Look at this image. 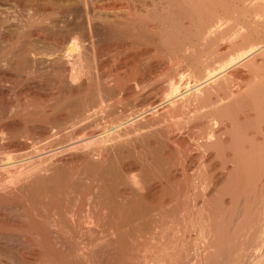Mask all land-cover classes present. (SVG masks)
<instances>
[{"label":"bare ground","instance_id":"obj_1","mask_svg":"<svg viewBox=\"0 0 264 264\" xmlns=\"http://www.w3.org/2000/svg\"><path fill=\"white\" fill-rule=\"evenodd\" d=\"M50 1L52 2L53 0ZM119 1V4H115V2H111V4L108 3V6L114 7L115 5H119L122 8L125 7L130 10L149 6L153 10L161 8L163 11L173 9L184 11V13H186L185 16L187 15L186 18H188L189 20V25L192 28H189V32L190 30H192L190 33H192L191 35H193L192 37H194V40L190 41V45L187 47V50L189 49L196 53L199 60V67L195 68L192 74L189 73L191 77L189 75L188 77L190 78H178L177 75H171V77H169V79L165 81V84H159L149 89L141 88L140 91L137 90V94H139L141 97L148 98V96L152 95L156 99L154 100V102L147 103V106H149L148 110L152 113H149V119H145L143 123L138 122V120L137 122L133 121L128 124V116L130 117V115H134L135 113L141 111V107L143 105L140 108H137L136 106H133L134 108L130 110L128 108V112H125L124 110L126 109H124V112L120 111L121 113H118L117 116H114L109 121H106L101 128L99 127L102 132L104 130L107 131L105 134L106 137L104 136L106 138L104 139V142L102 140L100 141L101 144H94V146H90V144L88 143L89 141L86 138H88L89 135L91 136V134L89 133H91L93 128H96L98 125L94 122L95 118H93L96 114H98L96 110L104 113L103 110H109V108L111 107V102L109 106L105 105L106 101L103 103V105L102 101L104 99L102 100L99 97L100 103L95 110L96 113L94 115V113H91L93 111L88 108L87 102L79 101V57L81 56V39L80 31L78 28L79 26L77 27V24L78 21H80V24H83V22L86 20L85 18H87L85 22L90 21L88 15H91L89 13L94 9L93 7H96L94 1L76 0L77 3L73 1L75 3L74 8H71L69 10L73 9L74 11H71L70 14L67 8H63L67 10L66 13H64L65 11H63L62 7L58 5L59 3L56 4V1V3H49L48 0H0V264L83 263L82 259L84 257L80 252L79 238L83 228L85 227L84 225H87L84 224L86 218L82 219L80 208L78 206L79 197H77V193H73V190L71 191V194L74 195H71L70 198H72V196H76L77 198L73 197L74 199H72V202L73 200L74 202L71 203L69 207L66 206L65 200L67 189L63 177V171H65L66 169L70 172L69 175L72 176L71 178L79 174V170L77 169L78 165H75L78 160L82 159V161L84 160L83 162L86 161L91 166H96V164L100 163V161L103 159V152H108V150L110 151L113 148L114 144L116 147H118L119 145L121 146L123 144H120L121 141L126 138H129L128 140L126 139L127 141H132V137H128L130 134L134 135L133 138L139 137L140 139H148L152 134L150 132L153 131L157 134L158 130L161 129H163L166 134V136H164L166 137L164 141L162 140L163 136L161 135L162 142H160L164 143L163 145L161 144L163 147L159 142H157L159 144H157L158 147L161 146V150L159 148V150L156 151L155 147L157 148V145L153 146V150L155 149L156 152L160 153L161 155L163 154V157L165 158H170V144L172 145L178 140V135L173 134L172 131L175 130L173 128H175V126L177 125V118L180 115H183L186 118H190L191 120H193L192 118L194 117L195 119L196 117L198 118V116L200 117V115L204 117L202 118L205 120L203 122L204 124L202 123L203 127H201L200 125L202 129L200 131L202 132L198 130L201 135H196V142L205 149H207L206 147H208V149L210 147H217V149L220 148L218 149L220 151L217 152L221 154L222 158V139L220 138L219 134L217 135L215 132V127L218 126L216 122L222 124L225 120L227 122L235 121V112H233L232 110L226 112L225 109H233L234 104H238L236 103L238 102L237 98H240V95L245 94L247 96L246 102H244L245 109H247L246 107L250 108L255 104H259L257 112H261L262 114L264 110V91H262L264 88V0ZM80 6L83 7L85 11L89 6L93 8L92 10L88 9L89 13L85 12L84 14L83 12V15L85 17L83 18L84 21L82 23L81 20H78L80 19V14L81 16H83L82 13L80 12L78 16L76 12L78 11L77 7ZM231 7L233 8V10L234 8H236V11H238L239 9L242 10L241 12L245 11L246 14L250 11L253 13V15L250 13L253 18H249L250 14H248V18H246V14L244 15V13L242 15L243 17L241 18L236 15L238 13H236L234 16L231 14L223 15L222 11H226V9H230ZM68 13L69 15H72V17H70V20L72 19L71 23L66 22L69 19L65 14ZM65 17L67 18L66 20ZM68 24L69 28H67V31H65L67 32V34L68 30L70 31V37L69 35L67 36V40L69 38L70 40L67 41V34L66 32L62 33V30H64L68 26ZM252 25H256L258 27L253 28L251 27ZM4 26L11 27V30H14L13 33L11 30H9L11 32L6 31L7 28L4 29ZM87 28L86 29L89 30L88 32H90V25H88ZM150 29L156 30L157 25L155 26L153 24L152 26H150ZM62 34L66 35L63 36ZM83 34L84 36H86L85 32ZM84 36L83 38H86ZM187 39L189 40V38ZM222 39H226L228 41L227 43H229V48L227 49V57H230L231 61L238 59V62L236 61L238 66L234 65L237 67H233V69L245 68L250 72V77H248V79L244 83L232 80V75H229V73H225L224 76H222V73L223 71L225 72L226 67L224 63V60H226V57L224 56L226 55L223 56V59L221 52H218L217 48H211V46L209 45L212 44L213 46L214 44L216 47V45H218L217 43H219V41H221ZM92 40L90 41L92 53H90L93 55L90 56H92L93 58L96 53H94L95 43L93 42L94 40ZM207 45H209L210 47L207 48ZM92 61L94 62L95 58H93ZM163 62L165 61H162V63ZM92 63L91 66L95 62L93 64ZM94 67H96V65ZM68 71V74H70V78H68L70 79V85L68 87L70 88L66 92V95H64L65 93H63L62 84L66 79L64 77V74L66 75V72ZM13 74H16L17 78L21 81L25 83L27 82L30 86L34 87L32 90V94H28L30 95L29 97L27 96V94H25L27 97L25 95V97L20 96L21 94L19 95L14 91V93H17L18 96L16 97V95L14 94V97H16V99L13 100L14 102L10 101V96H8L10 95L9 89L7 85L5 86L3 83H12L14 81ZM97 75L98 77H95L99 80L100 74L98 73ZM46 77L49 79V81L52 80L49 85H53L50 95H46L50 97L47 98L49 102L41 98L39 94L41 83L44 79H46ZM17 78L15 79L17 80ZM191 78L192 80L194 78V85H192L193 87L191 86ZM101 79L102 82L103 80L105 82L103 76ZM148 79L149 78L147 76L143 75L141 77V82L146 83ZM223 80L225 83L223 82ZM100 81H96V89L100 90L99 92L104 90L101 89V87L104 88L105 86ZM46 82L48 81L46 80ZM222 82L225 84L223 93ZM243 84L245 86L244 89ZM182 87L184 90H188V93L186 92L187 95H184V93H180V89ZM183 89L181 92H183ZM64 90H67V88H65ZM102 94L104 95L103 92L99 93V96ZM64 97H68L70 99V102L67 105L63 103V100L65 99ZM154 98H152V100ZM232 103L234 104L231 107L229 104ZM223 104H226L230 107H225V105ZM158 106H162L161 111H158L159 108H156ZM223 106V110H225L224 112L226 113H224L222 110ZM234 108H236V106ZM240 108H243V104ZM157 127L159 128L155 131V128ZM171 128L173 130H171ZM150 129L151 131H149ZM87 130H90L88 133L89 135L88 137H85L84 133H86ZM141 130L145 131L137 133ZM254 144L256 143H253V145ZM253 145L249 142L248 146ZM141 148H143V146ZM163 148H165L164 151ZM234 154L236 153L234 152ZM243 154L242 157H235L237 159V162L235 160V167H233L227 173L224 179L225 185L223 186H226V188L222 191V187L220 188L221 185L218 187L221 195L222 193L226 194V192L229 194L230 199H233L235 204L232 203L233 201L231 203L234 205V207L236 206L237 209L235 212V217L234 214H232L231 209H229V212L231 211L233 217H230L231 214L230 216L228 214V217H225L227 219L225 220L226 224H229L230 220L228 219H231L230 222L235 223L229 224L234 225L232 230L233 232L229 233L233 234V238L230 236L231 241L229 240L230 237H228V240L230 241L229 246H231H227L228 243H226L227 239L225 235L224 240H222L223 236L221 237L222 242H220V237H218V235L217 237L211 236V233L214 232V227L211 224L212 220H209V218L204 215V217H201L202 213H205L204 209L199 208L201 209V211H199V215L197 216L200 217H198L200 220L198 218L197 219L201 222L202 235L200 234V241L198 242V240L196 239L197 242L192 245V247H194L195 249H191L192 254L189 256L190 258L187 259V262L189 260V264H202V260L204 259L208 260L206 262L203 261V264H208V261L211 260L210 257H212V255L210 254L214 252L212 251V249H214L215 252L213 254L214 259L212 258L214 263L211 262V264H264V208H262V205L264 203V166H262L264 165V159L262 160L261 158L262 164L259 167L257 166L246 168L247 166L245 167L244 165L243 168H239L238 163L240 162L246 161L248 163H251L254 161L252 160V155L254 154L253 151H246ZM232 160H234V158ZM86 162L85 164H87ZM102 162L103 161H101V163ZM94 175L97 174H93L92 172L85 177L87 184L86 186H88L91 190L94 187L96 188L95 184L98 179V177L96 178V176ZM201 177H203V175ZM153 178L154 182L159 181L157 180V178ZM209 178L208 181L206 180V178V181L203 182V184L206 182L209 184L215 182L213 180L214 178ZM204 179L196 177V188L195 191H193L194 195L191 194L192 197L197 198L199 195H202L201 187L199 185H201ZM154 182L152 184H154ZM198 187H200V189ZM67 192H70V190ZM88 192L90 193L89 190ZM94 192L95 191H93V193ZM120 194L122 197H126L125 190H123ZM204 194L203 201L205 202L206 194ZM191 195L189 194V196ZM209 200L211 201V199ZM68 201L71 202L70 199ZM231 208H233V206H231ZM234 210L235 209L233 208V212ZM92 211H88V213ZM157 215H159V211L153 214V216L155 217ZM87 218L89 219L88 222L92 224L99 223L98 219H100L97 217V215H95V211L89 213V215H87ZM201 218H203L202 221ZM223 218L224 217L222 216V219ZM225 221L222 222V224L225 223ZM154 223L156 224V222ZM162 223L160 222L156 224L154 228H151L154 230L155 236H157V234L158 236L161 234L162 231H160V229L164 227H161ZM197 224H199V222ZM229 225H227L226 227H228ZM219 227V231L222 230L223 226L218 225V228ZM66 230L69 232L67 233V237L65 234ZM155 238L157 239V237ZM112 240L113 238H110L108 240L106 239L107 243L105 241L104 242L110 245L113 243ZM223 243H225L228 247L227 248L224 245V247L227 248V253L228 251L230 252L228 255H226L227 253L222 247ZM170 244L171 243H169V246ZM218 244L219 247H212ZM67 246V249L69 250H67L68 252L66 251L65 253L64 247ZM174 250L175 249H173V251ZM224 252L226 253L225 255L223 254ZM85 253L86 252H84V254ZM166 253L163 255L164 259L169 258V256L171 255ZM216 255L217 257H215ZM223 255L226 257H224ZM173 256L174 255L171 256V259Z\"/></svg>","mask_w":264,"mask_h":264},{"label":"rangeland","instance_id":"obj_2","mask_svg":"<svg viewBox=\"0 0 264 264\" xmlns=\"http://www.w3.org/2000/svg\"><path fill=\"white\" fill-rule=\"evenodd\" d=\"M73 1L76 2V0H53L52 2L48 0L49 3H53V2H55L56 4L59 3L58 5H60L62 9L67 8V10L74 8L75 3ZM92 1H94V4L96 7H93L94 8L93 9L91 6H89L88 9H91V10L93 9L90 13L88 12V9L85 11V9L81 6L77 7L78 11H76L78 16L80 12L82 13V15H83V12L84 14L85 12H88L89 14H91V15H88L90 21H87V22H85L87 18H85L86 20L84 21L83 18L85 16L84 15L81 16L80 14V19L78 20H81V23L84 21L86 25L84 22L83 24H80V21H78V24H77V27L79 26L78 28L80 31V39H81L80 41L81 42L80 43L81 44V47H80L81 56L79 57V70H80L79 81L81 82V83L79 82L80 84L79 91L81 93L79 92V95H80L79 101L87 102L88 108L93 111V112L91 111L90 112L94 113V115L96 112H98V114H96L93 117L95 118L94 122L98 124L97 127L93 128L91 133H89L90 130L89 131L87 130V132L84 133L85 137H88V135L91 134V136L89 135L90 140H89V137L86 138L89 141V142L88 141L86 142H88L90 146H94V144L95 145L101 144L100 141L102 140L104 142V139H106L105 134L107 131L104 130L102 132L100 128L102 127L103 124H105L106 121H109L114 116H117L118 113H121L124 111L128 112L130 109L134 108L133 106L140 108L143 105L141 107L142 110L139 111L140 113L138 112V113H135L134 115H130V117L128 116L129 120L127 123L130 124L131 122L133 121L137 122L138 120H139L138 122L143 123V121L148 118L149 113L151 112L148 110L149 106H147L148 105L147 103L154 102V100L156 99L152 95L148 96V98L141 97L139 94H137L136 92L137 90L140 91L141 88L149 89L159 84H165V81L168 80L169 77H171V75H175V76L177 75L178 78L179 77L180 78L181 77L190 78L191 75L189 73L192 74L194 69L199 67L198 65L199 60H198L196 53H194V51L192 50H189V49L187 50V47L190 45V41L194 40V37H192L193 35H191L192 33H190L192 30H190L189 32V28L191 27L189 25L188 18H186L187 15L185 16L186 13H184V11L179 10V9L163 11L161 8L153 10L149 6L140 7L135 10H130L125 7L122 8L119 5H115L114 7L108 6L109 5L108 3L111 4V2L112 3L115 2V4H119L120 3L119 0H115V1L114 0H110V1L109 0H92ZM130 1H133V0H130ZM134 1H137V0H134ZM230 9H226V11L223 10L222 11L223 15L231 14L234 16L236 13H238L236 15L241 18L243 17L242 16L243 13L244 15L246 14L245 11L241 12L242 10L240 9L239 10L237 9L238 11H236V8H234L235 12L233 8L231 9V11ZM67 10L63 9V11H65L64 13H66ZM71 11H74V10L72 9V10H69L68 12L71 14ZM69 13L65 14L67 15V18L69 19L68 21H66L67 23L72 22V19L70 20V17H72V15H69ZM250 13L253 15V13L249 11L245 15V17L248 18L247 16ZM159 15L162 17H160ZM250 15H249V18L250 17L253 18L252 15L251 16ZM67 18L65 17V20ZM153 24L155 26L157 25L156 30L150 29V26H152ZM88 25H90V32H88L89 30H87ZM251 27L257 28L258 26L252 25ZM67 28H69V24L64 30H62V33H65L67 31ZM4 29H6V31H9L11 30V27H5ZM11 31L13 33L14 30L12 29ZM84 32L86 36H84L83 34ZM66 34H62V35L65 36ZM68 35L70 37L69 30H68V34L66 35V40L68 38L67 37ZM83 36L86 38H83ZM187 38H189V40ZM90 39L91 40L93 39L94 41L93 40L92 41L95 43L94 53L96 54L93 58H95L94 62L96 64L92 61L93 59L92 56H90V55H93L91 54L92 52H91V47H90V41H91ZM68 40H70V38ZM227 42L228 41L226 39H222L221 41H219V43H217L218 45H216V47L214 44L213 46L212 44H209V45L211 46V48L213 47L214 49L217 48L218 52H221L222 57L226 55L224 56L226 57L225 58L226 60H224V63L227 68L225 67V72L223 71L222 76H224L225 73L226 74L229 73V75H232L231 76L232 80L240 81L244 83L248 79V77H250V72L247 71L245 68H241V69L234 68L233 69V67L238 66V64L236 63L238 59L231 61L230 60L231 58L227 57L228 56L227 49L229 48L228 47L229 43ZM209 45H207L206 47L207 48L210 47ZM162 61H165V62L162 63ZM91 63L94 66L96 65V67H94L93 65L92 67ZM234 65H237V66H234ZM68 73L69 71L66 72V75L64 74V77L67 80L65 79L66 82L64 81V83L62 84L63 93H65L64 95H66V92L70 88L68 87L70 85L69 84L70 79H68L70 78V74ZM98 73L100 74L99 80L96 78L98 77L97 75ZM143 75L149 78L146 81V83L141 82L142 81L141 77ZM188 75L190 77H188ZM102 76H103V79H105V82L104 80L102 82V79H101ZM15 78H17V76L16 74H13L14 81L12 83L11 82L3 83L5 86L7 85L9 89L10 95L8 96H10L9 98H10V101L12 102H14L13 100L16 99L18 94L19 95L21 94L20 96H23V97H25L26 96L25 94H27V96L29 97L30 95L28 94L29 93L32 94L33 92L32 90L34 88L30 86L27 82L25 83L21 81L20 79L17 78L16 80ZM46 80L48 82H46ZM51 81L52 80L49 81V79L46 77V79L43 80L40 86L41 88L39 90L40 91L39 94L41 98L45 100H47V98H50L49 96H46V95H50V93L52 92L53 85L51 86L49 85ZM96 81H100L105 85L104 88L101 87V89H104L101 92H99L100 90L96 89ZM191 81H192V84H191L192 86L194 85L193 83L194 78L193 80L191 78ZM223 82H222L223 84L222 93L224 91L223 88L225 89L224 87L225 82L224 83ZM117 84L119 87L117 86ZM64 85H66L67 87ZM244 87L245 86L243 84V89ZM65 88H67V90H64ZM182 89L183 87L180 90L182 91ZM185 90L183 89V92L180 91V93L181 94L184 93V95H187L188 90L186 91ZM14 91L17 92L18 94L14 93ZM262 91H264V88ZM102 92L104 93V95L102 94L99 96V93H102ZM14 94L16 95V97H14L15 96ZM242 95H240L241 96L240 98H237L238 99V102H236L238 103L237 105L234 103L229 104L231 107L234 104L233 109L232 108L225 109L226 112L229 110L230 111L232 110L233 112H235L234 113L235 121L227 122L225 120L223 121L222 124L216 122L218 126L215 127V132L217 135L219 134L220 138L222 139V148H221L222 158H221V154L217 152V151H220L218 150L220 148L217 149V147L216 148L210 147L208 149V147H206L207 149H205L204 147H201L196 142V138H197L196 135L198 136L200 132H202L200 130H202L201 127H203V124H204L203 122L205 121L204 119H202L204 117H202L201 115L200 117L198 116L199 119L201 118L199 120L197 117L195 119V117L193 116L194 118H192L193 120H191L190 118H186L185 116L180 115L177 118V122H178L177 125L175 126V128H173L175 130L171 128V130L174 131V132L172 131V133L178 135V140L172 145L170 144L171 146L170 158H165L163 157V154L161 155L160 153L156 152L157 150H159V148L161 150V146L164 144V143H161L162 142L161 139L163 138L162 139L163 141L164 139H166V137H164L166 136L165 131L163 129L158 130L159 127H157L155 128V131L158 130L159 133L157 132L156 134L153 131L150 132L152 134L149 138L147 137L148 139L146 138L140 139L139 137L133 138L134 135L130 134L128 137H132L131 138L132 141L131 140L127 141L129 138L128 139L126 138L127 140L124 139L126 142L124 140L121 141L120 144L123 143L121 146L119 145L118 147H116L114 144L112 148L114 151L111 149L110 151L108 150V152L107 151L103 152L104 157L101 160L103 162L101 163L100 161V163H97L96 164L97 167L91 166L86 161L85 162L87 164H85V162H83L84 160L82 161V159H80L78 160L77 163H75L76 166L78 165L77 169L79 170L78 171L79 174H77L75 177L71 178L72 176L69 175L70 172L67 169H66L67 171L66 170L63 171L64 172L63 174L64 182H65L66 189H67L66 190V200H65L66 206L69 207V205L74 202V200L72 202V199L79 197L78 206L80 208V214L82 216V219L86 218L84 224H87V225H84L85 227L83 228L80 234V238H79L80 252L82 253L84 258L86 257L85 258L86 261L83 258L84 260L82 259L83 263L81 264H167V263L168 264H173V263L174 264L176 263L177 264H189V260L187 262V259L190 258L189 256L192 254V250L195 249L194 247H192V245L195 244L197 240L199 242L200 241L199 237L202 235L201 222L199 221L200 217L197 216L199 215V211H201V209H204L205 214L202 213V216L201 215L200 216L201 217L207 216L209 220H212L211 224L214 227L213 228L214 232L211 233V236L217 237L218 235V237H220V242H222V240H224V238L226 237L227 242L226 241L225 242L228 243L227 246H229L231 237L233 238V234H229V233L233 232L232 230H233L234 225L232 224L234 222H230L231 219H228L230 220L229 224L230 223L232 224L231 225H229L228 223L226 224L225 220L227 219L225 217H228L227 216L228 214L230 216L231 211L235 217V212L237 209H236V206L234 207V205L232 204L234 203V200L230 199L229 194L226 192V194L222 193L221 195V193L218 190V187L221 185L220 188L222 187V191L226 188V186L225 187L223 186L225 185L224 179L227 173L233 167H235L234 166L236 164L235 160L237 162L236 158L242 157V154L244 152L253 151L254 154L252 155V158H253L252 160L254 161L251 163H248L246 161L240 162L238 163L239 166L237 164L239 168H243L244 165L245 167L247 166L246 168L257 167V166L259 167L261 166L262 160L264 159V155H263L264 154V143H263L264 142V110L262 114L261 112L260 113L257 112L258 111L257 108H259V104L253 105L254 108L246 107L247 109H245L244 102H246L247 96L245 94H242ZM99 97L102 100L104 99L103 101L101 100L102 104L106 101L105 102L106 106L107 105L109 106L111 102L110 104L111 110L110 108L109 110H103L104 113L100 111L101 114L99 111L96 110L100 103ZM131 97L132 98L134 97V98L132 99ZM64 98H65L64 99L65 101L63 100V103L67 105L70 102V99L68 97H64ZM152 98L154 99L152 100ZM242 104H243V108H240L242 107ZM223 105H225V107H230V106H227L226 104H223ZM235 106L236 108H234ZM156 108L157 109L159 108L160 110L158 109V111H161L162 106H158ZM223 109H224V106L222 110ZM225 110H223V112ZM143 131L145 130H141L140 132H137V133H141ZM149 131H151V129ZM195 131L196 133L198 132L199 133L196 134ZM157 142H159L160 145L161 144L162 145L158 147L159 144ZM249 142L250 144L252 143V145L253 143H256L257 145L254 144L255 146L254 145L248 146ZM154 145H157V148L155 147L156 151L155 149L153 150ZM238 145H241V146H238ZM142 146L143 148H141ZM164 150L165 148H163V151ZM237 151L242 154H239ZM234 152L238 155L234 154ZM231 154L233 157L231 156ZM243 157H244V154H243ZM233 158L234 160H232ZM92 172L93 174L94 173L97 174L94 176H96V178L98 177V179L95 184L96 188L94 187L95 189L93 188L91 190L89 189L88 186H86L87 184H86L85 177L86 175H89ZM202 175L203 177H201ZM153 177L157 178V180L159 181L154 182ZM196 177H200L203 179L206 177L207 179L206 178L205 179L207 181L210 179L209 177H212L211 179L214 178L213 180L216 182V183L213 182L212 184H209L206 182L203 184V182L206 181L204 179L201 183V185L202 184L203 185L202 186L199 185L201 187L202 195H199L197 198L192 197L191 195V194L194 195L193 191H195V188H196L195 187ZM153 182L154 184H152ZM200 187L198 188L200 189ZM69 190L70 192H67ZM72 190L74 194L77 193L76 194L77 197L72 196V198H70L71 195H74V194H71ZM88 190L90 191L91 195L88 192ZM123 190H125V196H126L125 198L122 197L120 194ZM93 191L95 192L93 193ZM67 193H70V194H67ZM188 193L191 196H189ZM203 194L205 195V199H206L205 202L203 201L204 200ZM69 199L71 200V202L68 201ZM209 199H211V201ZM124 200L126 203L124 202ZM263 205H262V208H264ZM231 206H233V208L235 209L234 212ZM229 209H231L230 212H229ZM88 211H92V212L95 211V215H97V217L100 218L98 219L99 223L92 224L88 222L89 219L87 218V215H89V213H92V212L88 213ZM158 211H159V215H157L156 217L153 216V214ZM232 214L230 217H233ZM222 216L225 218V219L223 218L224 220L222 219ZM202 219L203 218H201V221ZM197 220L199 224H197L198 223ZM153 221L156 222V224L163 222L161 224V227L162 226L164 227H162L163 229L161 228L162 230L160 229V231L162 232L159 236L158 234L157 236H155L154 230L151 229V228H154V226L156 225ZM224 221L225 223L222 224V222ZM218 225L223 226L222 230L219 231L220 227L218 228ZM227 225H229L230 227L229 226L226 227ZM67 233L69 232L66 230V233H65L66 237H67ZM143 234H144V237H143ZM153 236L157 237V239ZM222 236H223V239L221 240ZM228 237H230L229 239L230 241L228 240ZM110 238L111 239L113 238L112 240L113 243L110 245L106 244L107 243L106 239L108 240ZM153 239L154 240L156 239V240L154 241ZM169 243H171L170 246H169ZM219 244L212 246V247H219ZM222 245H223L222 247L224 248V251L227 253L226 249L228 247L226 246L225 243H223ZM224 245L227 248H225ZM171 246H174V247H171ZM67 248L68 246L64 247L65 253L67 250H69ZM173 249L175 250L173 251ZM212 251L215 252L214 249H212ZM84 252H86L87 254L86 253L84 254ZM166 252L169 255L170 254L171 255L169 256L170 259L165 258L166 259L165 261L163 255ZM214 252L210 254L212 255V257H210L211 260L208 261V264H211V262H213ZM225 252L223 253L224 255L226 254ZM229 253L230 252L228 251L226 255H228ZM172 255L174 256L171 259ZM215 257H217V255ZM207 260L206 259L202 260V264H203V261L206 262ZM204 264H207V263H204Z\"/></svg>","mask_w":264,"mask_h":264}]
</instances>
